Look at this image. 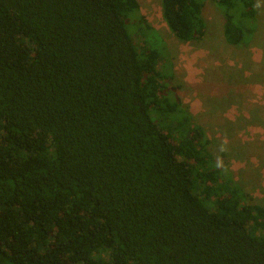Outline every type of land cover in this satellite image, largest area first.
I'll list each match as a JSON object with an SVG mask.
<instances>
[{
	"label": "trees",
	"instance_id": "1",
	"mask_svg": "<svg viewBox=\"0 0 264 264\" xmlns=\"http://www.w3.org/2000/svg\"><path fill=\"white\" fill-rule=\"evenodd\" d=\"M207 0H162L183 42ZM224 38L256 0H215ZM131 29V32H130ZM138 0H0V264H264V205L168 92Z\"/></svg>",
	"mask_w": 264,
	"mask_h": 264
},
{
	"label": "rangeland",
	"instance_id": "2",
	"mask_svg": "<svg viewBox=\"0 0 264 264\" xmlns=\"http://www.w3.org/2000/svg\"><path fill=\"white\" fill-rule=\"evenodd\" d=\"M138 1L163 42L169 94L204 127L214 161L244 190L247 202L264 205V0H256L254 22H238L245 34L238 46L226 42L215 0L205 2L208 32L196 42L169 31L162 0Z\"/></svg>",
	"mask_w": 264,
	"mask_h": 264
}]
</instances>
